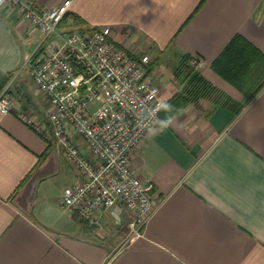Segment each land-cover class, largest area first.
Instances as JSON below:
<instances>
[{"label": "crops", "instance_id": "0c3cea01", "mask_svg": "<svg viewBox=\"0 0 264 264\" xmlns=\"http://www.w3.org/2000/svg\"><path fill=\"white\" fill-rule=\"evenodd\" d=\"M102 25L130 53L148 54L163 103L184 86L174 74L183 55L204 62L209 92L160 117L132 154L136 177L152 183V211L127 241L131 215L120 205L94 222L63 207L71 164L16 116L46 117L24 65L38 35L1 9L0 86L10 81L12 109L0 113V264H264V0H70L59 28ZM235 35L258 53L248 54L252 71L226 76L212 62Z\"/></svg>", "mask_w": 264, "mask_h": 264}, {"label": "built area", "instance_id": "2783aa9c", "mask_svg": "<svg viewBox=\"0 0 264 264\" xmlns=\"http://www.w3.org/2000/svg\"><path fill=\"white\" fill-rule=\"evenodd\" d=\"M69 6L70 0L42 9L30 0H0V10L14 9L38 35L24 65L47 102L46 117L22 110L16 116L52 140L71 164L75 182L62 189L63 207L94 222L99 211L120 205L131 215L126 238L132 241L152 211V183L136 177L130 159L159 124L163 101L148 77V54L118 45L108 25L60 30ZM188 63L196 69L204 64L196 57ZM9 86H0L1 114L12 109Z\"/></svg>", "mask_w": 264, "mask_h": 264}, {"label": "trees", "instance_id": "16d2710c", "mask_svg": "<svg viewBox=\"0 0 264 264\" xmlns=\"http://www.w3.org/2000/svg\"><path fill=\"white\" fill-rule=\"evenodd\" d=\"M249 53L258 52L242 37L235 35L212 62V68L221 74L224 71L242 74L244 68H248L249 71H252V60L247 58ZM190 58L191 57L188 55H183L178 65L175 67L174 74L184 81V86L181 91L176 92L163 103V105H170L171 108L165 109L162 105L159 111V117L164 115L165 118L182 108L188 101L194 102L198 97L208 94L210 89L209 84L201 76L200 72L188 63ZM225 75L228 76L227 74ZM242 77L243 75H241L240 78ZM239 85L241 86L240 82ZM254 92L255 91H251L248 95L252 96Z\"/></svg>", "mask_w": 264, "mask_h": 264}, {"label": "clouds", "instance_id": "9594fccd", "mask_svg": "<svg viewBox=\"0 0 264 264\" xmlns=\"http://www.w3.org/2000/svg\"><path fill=\"white\" fill-rule=\"evenodd\" d=\"M163 107H164L165 109H170V108H171V106H170V105H167V104L163 105ZM170 122H171V121H170V119H169L168 121H162L161 123H162V126H163V127H167L168 124H169Z\"/></svg>", "mask_w": 264, "mask_h": 264}]
</instances>
